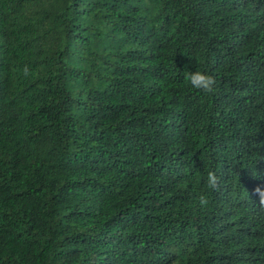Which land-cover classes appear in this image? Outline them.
Returning a JSON list of instances; mask_svg holds the SVG:
<instances>
[{
    "label": "trees",
    "instance_id": "16d2710c",
    "mask_svg": "<svg viewBox=\"0 0 264 264\" xmlns=\"http://www.w3.org/2000/svg\"><path fill=\"white\" fill-rule=\"evenodd\" d=\"M258 186L264 0H0V264H264Z\"/></svg>",
    "mask_w": 264,
    "mask_h": 264
},
{
    "label": "clouds",
    "instance_id": "9594fccd",
    "mask_svg": "<svg viewBox=\"0 0 264 264\" xmlns=\"http://www.w3.org/2000/svg\"><path fill=\"white\" fill-rule=\"evenodd\" d=\"M25 74H28L27 67L25 68ZM186 83L192 88L202 92L203 94H212L216 90L217 81L216 78L206 72L196 71L189 73L186 76ZM207 188L210 190L219 191L220 189V178L214 171H210L207 176ZM255 192L259 194V204L264 207V190L259 186L255 189ZM200 205L205 207L209 201L207 196L201 195L199 198Z\"/></svg>",
    "mask_w": 264,
    "mask_h": 264
}]
</instances>
